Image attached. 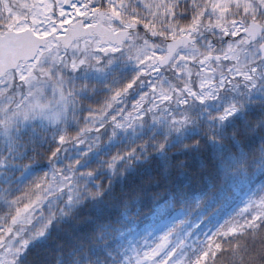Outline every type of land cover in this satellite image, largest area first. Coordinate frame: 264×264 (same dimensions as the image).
Segmentation results:
<instances>
[{
  "label": "snow or ice",
  "instance_id": "6c2138e0",
  "mask_svg": "<svg viewBox=\"0 0 264 264\" xmlns=\"http://www.w3.org/2000/svg\"><path fill=\"white\" fill-rule=\"evenodd\" d=\"M153 155L155 190L122 188ZM42 246L50 264H264V0H0V264H49Z\"/></svg>",
  "mask_w": 264,
  "mask_h": 264
},
{
  "label": "trees",
  "instance_id": "16d2710c",
  "mask_svg": "<svg viewBox=\"0 0 264 264\" xmlns=\"http://www.w3.org/2000/svg\"><path fill=\"white\" fill-rule=\"evenodd\" d=\"M179 160H186V163L189 168L195 167V160L196 156L194 153H187V152H179V153H172L171 160L167 161V163L171 164L173 169L175 170L176 164ZM159 162L160 158L156 155H153L151 158V161L145 164H140L137 166L136 173L134 175L126 174L128 177L124 181L121 182L122 188H129L133 185L136 186H142L145 187L149 192L154 191L151 187V184L148 183L152 177L156 174V172L159 170ZM203 182L200 180L199 177H195L191 181V191L197 192L203 188ZM246 190H241L236 195H234L230 200L224 202L216 211H214L209 217L208 222L205 225L204 231H207L208 228H214L217 226V224L222 220V222L227 219L229 215L232 214L233 211H235L236 208H238L242 202V200L245 198ZM151 200L150 198L145 199V206L142 209V212L144 215L141 217V221L137 225V232L140 233V235H143V229L145 225L149 224L151 221L149 219V208L151 207ZM179 210V201L177 202V211ZM86 214H91L93 216L96 215V210L94 207H87L86 209L82 210L78 216H83ZM171 217V216H169ZM168 217V218H169ZM198 216L196 213L193 214V222L197 220ZM165 220V219H164ZM221 222V223H222ZM77 225V218L74 217L71 220H67L63 222L58 228H55L52 232V236L48 242L49 247H54L55 242L57 239L64 236V234L72 230ZM41 259H47L50 264L51 258L48 257V253L43 251L42 246V254Z\"/></svg>",
  "mask_w": 264,
  "mask_h": 264
},
{
  "label": "rangeland",
  "instance_id": "374dc122",
  "mask_svg": "<svg viewBox=\"0 0 264 264\" xmlns=\"http://www.w3.org/2000/svg\"><path fill=\"white\" fill-rule=\"evenodd\" d=\"M171 219H172V217H169V218L161 221V223L159 225V228L157 230V234H158L159 231H162L165 227L168 226V224L170 223Z\"/></svg>",
  "mask_w": 264,
  "mask_h": 264
}]
</instances>
